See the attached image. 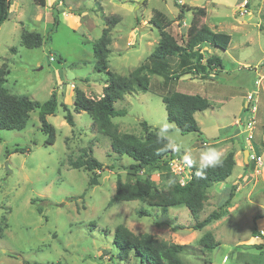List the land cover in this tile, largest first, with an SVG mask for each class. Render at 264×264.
I'll use <instances>...</instances> for the list:
<instances>
[{"label": "rangeland", "instance_id": "1", "mask_svg": "<svg viewBox=\"0 0 264 264\" xmlns=\"http://www.w3.org/2000/svg\"><path fill=\"white\" fill-rule=\"evenodd\" d=\"M182 4L205 7L207 27L232 40L226 51L203 48L206 58L214 55L222 60V66L206 73L205 79L193 72L172 82L171 90L205 96L212 107L195 116L201 134L170 130L171 139L180 147L170 148L175 158L168 172L154 173L151 180L163 191L172 188L179 181L172 171L174 165L189 167L176 162L177 157L183 160L186 149L196 162L193 166H198L200 152L206 148L218 149L221 158L239 153L240 168L226 182L210 188L198 220L219 209L235 181L248 183L235 196L238 211L203 230L193 229L196 220L184 206L163 211L138 200L112 203L117 180L125 181L134 173V161L113 153L111 140L97 133L90 115L74 110L77 89L90 98L103 96L108 75L95 67L93 45L105 28L111 31L109 71L128 77L158 45L160 32L150 24L154 11L171 21L167 31L185 45L193 15L187 12L182 23L177 21ZM85 14L88 17H80ZM55 17L59 25L52 31ZM24 32L41 34L42 46H22ZM4 63L9 71L5 87L11 94L41 104L56 94L58 106L48 116L55 129L53 145L47 144L39 110L31 113L22 131L0 129V225L4 227L0 264H140L133 254L124 260L113 245L118 226L136 235L151 234L169 243L194 246L185 257L188 264H224V256L229 264H264V151L263 164L249 172L247 179L237 180L244 152L264 149V0H47L45 7L33 0H11V15L0 27V67ZM147 73L153 91L127 95L114 105L125 112L113 119L122 133L142 136L141 122L157 131L168 122L165 104L154 91L169 93V84L159 88L164 78ZM249 95L253 101H248ZM64 107L72 112L74 127L65 120ZM252 107H256L254 114ZM249 120L253 131L247 128ZM17 147L29 152L12 153ZM83 151L104 165L99 184L92 188V174L70 166ZM137 175L147 177L142 172ZM140 210L150 216L141 217ZM178 225L182 229L173 231ZM208 231L220 242L211 253L198 247Z\"/></svg>", "mask_w": 264, "mask_h": 264}, {"label": "trees", "instance_id": "2", "mask_svg": "<svg viewBox=\"0 0 264 264\" xmlns=\"http://www.w3.org/2000/svg\"><path fill=\"white\" fill-rule=\"evenodd\" d=\"M38 6L45 7L47 0H33ZM63 0H58L62 2ZM192 12L191 25L187 31L185 45L178 43L176 38L167 30L171 21L167 20L160 11H154L150 24L160 32V39L157 47L148 56L145 62L135 69L128 77L120 76L109 71V56L111 55L110 27L105 28L100 38L93 45L95 67L99 72L108 75L107 85L104 87L103 96L99 99L87 97L82 90H75V112H86L93 120V127L98 134L108 137L111 140L113 153L121 156H128L134 162L132 169L134 173L128 174L127 179L117 180L115 195L112 203L142 201L149 207H159L166 211L171 207H186L194 220V230H203L211 224L221 220L228 214L232 206L237 186L231 187L228 199L219 209L209 213L203 220H198L200 213L204 210L205 203L209 196V190L214 184L226 182L233 174L236 166L235 154L228 153L222 158V163L214 168L205 171L204 178H198L196 171L198 166L191 167V179L185 185L175 183L168 191L159 189L151 180L154 173L168 172L169 163L175 157V151L166 148L167 139L160 138L158 131L147 122H141L144 134L137 136L130 133H122L113 123L116 117H122L125 112L117 110L114 105L121 102L125 96L136 92L153 91L152 82L147 72L160 75L164 78V88L169 84V93L157 92L161 96L167 111V120L175 125V128L182 134H201L198 121L195 118L197 113L211 109L212 105L205 96L200 94H186L171 90L174 84L185 75L194 74L205 79V74L212 72L222 66V60L218 56L205 57L203 48H214L226 51L231 43V36L226 33L214 32L204 23L207 17L205 7H188L180 5V12L177 21L183 22L185 14ZM11 15V0H0V27ZM114 20H108L112 23ZM59 25V18L53 21L54 31ZM43 36L36 32H24L21 35V45L28 49L40 48L43 44ZM9 71L6 63L0 67V129L22 131L29 122L30 115L39 110V120L42 131L48 136L47 144L55 143L56 135L54 127L48 122V116L54 115L57 110L56 94L43 104L33 101L27 96L11 94L5 87ZM175 83V82H174ZM175 86V85H174ZM65 120L74 127L75 121L72 112L64 107ZM92 150V149H91ZM264 149L257 147V156H262ZM29 152L26 148H15L12 153ZM93 153V151H92ZM11 155L8 151L7 156ZM73 169H85L92 174L89 187L99 184L100 171L104 165L95 159L91 154L83 151L76 161H70ZM256 163L249 160L245 166L246 172H253ZM147 175L141 178L137 173ZM40 212H42L40 210ZM138 214L150 216L146 210L138 211ZM166 225L158 223V226ZM4 227L0 225V239ZM182 229L181 226L172 227L173 231ZM261 235V234H260ZM256 233L254 237H256ZM113 245L119 249L122 258L127 260L133 254L140 264H188L187 254L194 246L169 243L151 234L136 235L125 226H118L113 235ZM220 242L216 240L213 232H206L198 241V247L204 252L211 253ZM39 264V263H35ZM62 264V263H57Z\"/></svg>", "mask_w": 264, "mask_h": 264}, {"label": "clouds", "instance_id": "3", "mask_svg": "<svg viewBox=\"0 0 264 264\" xmlns=\"http://www.w3.org/2000/svg\"><path fill=\"white\" fill-rule=\"evenodd\" d=\"M175 125L169 123L167 121L163 122L159 126V131L157 135L162 139H168V143L166 148H171L173 150H177L180 146L177 145L170 137V130L174 128ZM183 161L189 167L193 166L196 162L193 160L190 151L185 150V154L183 156ZM222 163L221 153L216 148H206L200 152L198 169L196 171V176L198 178H204L205 171L209 168H214ZM224 264H229L228 256H224L223 258Z\"/></svg>", "mask_w": 264, "mask_h": 264}, {"label": "built area", "instance_id": "4", "mask_svg": "<svg viewBox=\"0 0 264 264\" xmlns=\"http://www.w3.org/2000/svg\"><path fill=\"white\" fill-rule=\"evenodd\" d=\"M52 60H55V59L52 57ZM253 97H254L253 95H249L248 101H253ZM254 112H256V107H252L251 113L254 114ZM246 124H247V128L249 130H251V131L254 130L252 120L247 121ZM252 138H253V136H252V134H250L249 139L251 140ZM249 160L254 161L256 163V167L261 166L263 164L262 156H257L254 150L250 151ZM178 161H181L182 164L184 163V161L182 159L177 157L176 162H178ZM174 167L175 168H174V170L172 169V171L176 174V176L179 177L178 182L181 185H185L187 183V181L191 179V173H192L191 168L190 167L184 168L180 164H175Z\"/></svg>", "mask_w": 264, "mask_h": 264}, {"label": "crops", "instance_id": "5", "mask_svg": "<svg viewBox=\"0 0 264 264\" xmlns=\"http://www.w3.org/2000/svg\"><path fill=\"white\" fill-rule=\"evenodd\" d=\"M80 17H88V15L87 14H85V15H81ZM78 19H80V18H78ZM74 22H77V24H79L80 25V23L78 22V20H74ZM204 23H205V19H204ZM204 49H207V50H210L208 47H205ZM196 94V93H195ZM257 112V111H256ZM196 116V115H195ZM196 118V117H195ZM203 145L205 146V145H209V144H206V143H203ZM235 154V160H236V166H235V168L236 167H238V168H240V157H239V153H237V152H235L234 153ZM247 165V163H246V160L245 159H243V168H242V170H241V172H239V174L237 175V180H239V179H244V178H246L247 179V174L250 172H246L245 171V166ZM234 168V169H235ZM245 180V179H244ZM238 183L239 182H237V181H235L234 182V184H233V186L234 185H236L237 186V189H236V191H235V196H236V194L237 193H242L243 192V190L246 188V186L248 185V183H246V181L244 182L245 184H241V185H238ZM235 196H234V198H233V200H232V206L229 208V210H228V214L229 213H231V212H236V211H238V205L237 204H234V199H235ZM249 197H251V196H249ZM228 214L225 216V217H223L222 219L223 220H225L226 218H227V216H228ZM221 219V220H222ZM220 221V220H219ZM219 221H217L218 223H220ZM222 224V223H221ZM209 227V226H208ZM207 227V228H208ZM220 246V245H219Z\"/></svg>", "mask_w": 264, "mask_h": 264}, {"label": "water", "instance_id": "6", "mask_svg": "<svg viewBox=\"0 0 264 264\" xmlns=\"http://www.w3.org/2000/svg\"><path fill=\"white\" fill-rule=\"evenodd\" d=\"M249 154H250V151H245L244 152V159L246 160V163L248 164L249 163Z\"/></svg>", "mask_w": 264, "mask_h": 264}]
</instances>
